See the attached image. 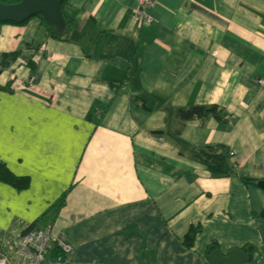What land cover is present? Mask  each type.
Segmentation results:
<instances>
[{"label": "crops", "instance_id": "obj_1", "mask_svg": "<svg viewBox=\"0 0 264 264\" xmlns=\"http://www.w3.org/2000/svg\"><path fill=\"white\" fill-rule=\"evenodd\" d=\"M138 8L66 0L77 43L38 18L0 24V56L20 54L0 69V87L12 82L0 162L29 180L22 192L0 183V254L24 263L22 235L53 226L73 249L66 264H210L211 245H251L243 264H264V191L242 183L264 180V0H160L149 23ZM195 106L222 118L182 125L177 111ZM217 147L231 177L192 156Z\"/></svg>", "mask_w": 264, "mask_h": 264}, {"label": "trees", "instance_id": "obj_2", "mask_svg": "<svg viewBox=\"0 0 264 264\" xmlns=\"http://www.w3.org/2000/svg\"><path fill=\"white\" fill-rule=\"evenodd\" d=\"M20 0H0L1 4L4 5H13V4H18ZM64 5L65 2L61 8V12L63 15V19L65 20L64 17ZM40 19L42 23H45L44 20L37 16L34 17L33 19ZM32 20V19H31ZM30 21V20H29ZM29 21H26L22 25H16L13 23H4V25H13V26H24L26 25ZM66 31L64 34H59L55 35L56 39H69L70 35L72 32H74L73 28L70 26L69 22H66ZM20 57L19 53H9L0 56V69L5 70L8 67L12 66L18 58ZM29 68H30V75L29 78L32 79L36 70L35 65L32 62H29ZM12 86V82H10L6 87H0V92H10L9 87ZM11 88V87H10ZM177 116L179 121L181 122L182 125L191 122V121H200L204 122L208 120L209 118H217L221 119V112L218 111L217 107H190L187 109H181L177 111ZM192 151V156L194 160L205 167L207 171L210 173V175L213 178H227L231 177L234 174V166L230 163L229 161V156L228 153L226 152L224 147H217V148H198V149H191ZM0 183H3L5 185H8L12 188H14L18 192H22L29 187V180L25 178H19L14 176L8 169L7 167L0 162ZM242 183L246 186H256L257 183L255 180H250L247 178H244L242 180ZM70 192H66L62 195V197L56 201V203L52 206L50 210H53L55 212H60L65 206H66V201L69 196ZM49 210V211H50ZM262 218H264V214L262 215ZM34 230V226L28 229L29 231ZM200 229H190L186 237L184 238L183 245L185 246L186 249L191 250L193 248V244L195 242L196 237L200 233ZM217 247L214 245H211L206 252V258L209 257L210 254L213 252L217 251ZM243 253L247 256H252L254 253V248L251 245H246L241 249ZM62 257L64 260H66V257H63L62 253L60 250L53 246L51 251L49 252L48 255V260L53 262L54 260Z\"/></svg>", "mask_w": 264, "mask_h": 264}, {"label": "water", "instance_id": "obj_3", "mask_svg": "<svg viewBox=\"0 0 264 264\" xmlns=\"http://www.w3.org/2000/svg\"><path fill=\"white\" fill-rule=\"evenodd\" d=\"M66 0H20L18 4L4 5L0 3V24L13 23L22 25L34 17H41L45 24L55 33L64 34L66 23L61 8ZM80 35L74 31L70 41L79 42ZM219 121V119H215ZM160 135L162 133H154ZM257 188L264 191V180L257 183ZM210 264H243L251 260L240 249H234L227 256L215 251L209 256Z\"/></svg>", "mask_w": 264, "mask_h": 264}, {"label": "built area", "instance_id": "obj_4", "mask_svg": "<svg viewBox=\"0 0 264 264\" xmlns=\"http://www.w3.org/2000/svg\"><path fill=\"white\" fill-rule=\"evenodd\" d=\"M160 0H138L139 8L136 13V18L140 22L149 23V11L155 9ZM23 85V83H22ZM57 247L62 253V257L48 261V255L52 247ZM15 254L24 260L21 264H66L67 258L72 256L73 249L67 243L66 237L63 232L55 233L51 226L42 230H32L22 235L16 247ZM0 264H13L9 262L5 255L0 254ZM19 264V263H17Z\"/></svg>", "mask_w": 264, "mask_h": 264}, {"label": "rangeland", "instance_id": "obj_5", "mask_svg": "<svg viewBox=\"0 0 264 264\" xmlns=\"http://www.w3.org/2000/svg\"><path fill=\"white\" fill-rule=\"evenodd\" d=\"M33 19V18H32ZM52 227V229H53V231H54V228H53V226H51ZM71 258V256L69 257V258H67V261L69 260ZM48 260V259H47ZM49 261V260H48ZM42 264H46V262H43Z\"/></svg>", "mask_w": 264, "mask_h": 264}]
</instances>
